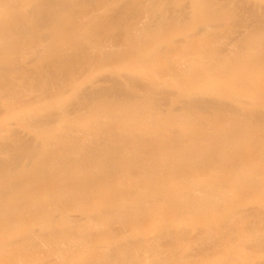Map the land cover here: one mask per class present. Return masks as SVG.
Wrapping results in <instances>:
<instances>
[{
	"label": "bare ground",
	"instance_id": "1",
	"mask_svg": "<svg viewBox=\"0 0 264 264\" xmlns=\"http://www.w3.org/2000/svg\"><path fill=\"white\" fill-rule=\"evenodd\" d=\"M262 252L264 0H0V264Z\"/></svg>",
	"mask_w": 264,
	"mask_h": 264
},
{
	"label": "rangeland",
	"instance_id": "2",
	"mask_svg": "<svg viewBox=\"0 0 264 264\" xmlns=\"http://www.w3.org/2000/svg\"><path fill=\"white\" fill-rule=\"evenodd\" d=\"M195 2L197 1V0H194ZM256 206H258V207H260L262 204H255ZM252 252H251V250H249L248 252H247V254H251ZM260 257H261V259H264V252H262L261 254H260Z\"/></svg>",
	"mask_w": 264,
	"mask_h": 264
}]
</instances>
